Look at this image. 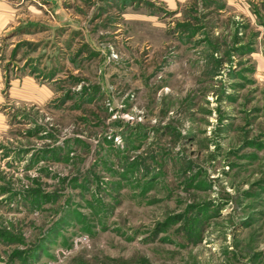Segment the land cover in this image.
I'll list each match as a JSON object with an SVG mask.
<instances>
[{
  "label": "rangeland",
  "instance_id": "obj_1",
  "mask_svg": "<svg viewBox=\"0 0 264 264\" xmlns=\"http://www.w3.org/2000/svg\"><path fill=\"white\" fill-rule=\"evenodd\" d=\"M0 11V264H264V0Z\"/></svg>",
  "mask_w": 264,
  "mask_h": 264
},
{
  "label": "crops",
  "instance_id": "obj_2",
  "mask_svg": "<svg viewBox=\"0 0 264 264\" xmlns=\"http://www.w3.org/2000/svg\"><path fill=\"white\" fill-rule=\"evenodd\" d=\"M59 0H52L53 3H58ZM5 16L4 11H0V26L2 25V18Z\"/></svg>",
  "mask_w": 264,
  "mask_h": 264
}]
</instances>
